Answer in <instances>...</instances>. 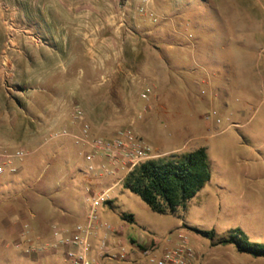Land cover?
Instances as JSON below:
<instances>
[{
	"label": "rangeland",
	"instance_id": "1",
	"mask_svg": "<svg viewBox=\"0 0 264 264\" xmlns=\"http://www.w3.org/2000/svg\"><path fill=\"white\" fill-rule=\"evenodd\" d=\"M39 5L42 19L18 27L11 18L0 29V147L27 152L17 174L0 176V203L67 186L73 162L85 165L86 147L74 139L82 133L79 111L90 139L130 130L155 160L198 148L208 157L211 179L185 209L153 213L122 182L110 183L101 221L121 224L119 214L128 213V239L161 249L182 235L194 264H264L219 245L234 229L264 243V0ZM50 117L57 128L42 132ZM16 254L0 248V264H43Z\"/></svg>",
	"mask_w": 264,
	"mask_h": 264
},
{
	"label": "built area",
	"instance_id": "2",
	"mask_svg": "<svg viewBox=\"0 0 264 264\" xmlns=\"http://www.w3.org/2000/svg\"><path fill=\"white\" fill-rule=\"evenodd\" d=\"M75 114V119L81 121L82 133L74 139L86 147L83 152L86 173L111 178L113 186H117L137 166L156 158L152 147L130 130H120L110 138L90 139L87 123L79 111ZM65 135L62 132L61 136ZM26 156L23 149L0 147V176L17 174V166ZM110 189L112 187L98 194L89 191V210L83 222L71 229L54 225L51 242L43 248L28 242L29 248L32 251H61L68 264H194L195 251L182 235L179 244L162 249L153 241L147 245L120 243L113 228L103 223L98 213V209L108 201ZM113 241L116 243L112 244Z\"/></svg>",
	"mask_w": 264,
	"mask_h": 264
},
{
	"label": "crops",
	"instance_id": "3",
	"mask_svg": "<svg viewBox=\"0 0 264 264\" xmlns=\"http://www.w3.org/2000/svg\"><path fill=\"white\" fill-rule=\"evenodd\" d=\"M0 2L8 4L5 9L0 7V29H3L5 22L11 18H18V27L25 24L28 18H43L41 13L44 12V7L39 5L43 0H34L36 7L32 10L28 6L30 0H0ZM3 77L4 65L0 61V82ZM40 127L42 132L48 129L54 130L57 128V122L55 118L50 117V120L41 123ZM75 171L78 172L77 175H74ZM85 171L86 164L81 166L73 162V166L70 167L69 183L64 188H51L49 192L36 195L34 200L23 204L7 201L0 203V248L5 251L11 249L17 253V257H27L34 262L59 264L60 259L63 264H68L61 251L46 249L32 251L28 242L43 248L51 242L52 226L71 229L75 224L83 222L89 210V191L98 194L114 182L113 179L106 177H101V180L95 176L89 178ZM129 225L122 220L121 224L110 225L114 230L115 238L122 244L145 245L140 240L137 242L128 239L126 232Z\"/></svg>",
	"mask_w": 264,
	"mask_h": 264
},
{
	"label": "trees",
	"instance_id": "4",
	"mask_svg": "<svg viewBox=\"0 0 264 264\" xmlns=\"http://www.w3.org/2000/svg\"><path fill=\"white\" fill-rule=\"evenodd\" d=\"M211 172L205 148L169 159L150 160L132 170L122 181V188L136 195L153 213L174 215L209 183ZM119 218L133 224V216L120 213ZM208 239L213 232H200ZM219 245L234 246L239 253L264 259V243L250 242L240 230L234 229Z\"/></svg>",
	"mask_w": 264,
	"mask_h": 264
}]
</instances>
